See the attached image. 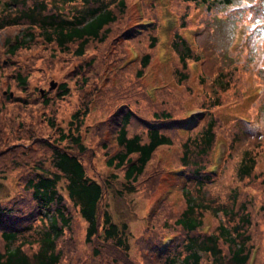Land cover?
I'll use <instances>...</instances> for the list:
<instances>
[{
  "label": "trees",
  "instance_id": "16d2710c",
  "mask_svg": "<svg viewBox=\"0 0 264 264\" xmlns=\"http://www.w3.org/2000/svg\"><path fill=\"white\" fill-rule=\"evenodd\" d=\"M194 1L210 8L232 0ZM240 1L243 3L245 0ZM129 2L134 0H79V5L75 4L69 13L52 9L47 0L37 1L36 4L33 0H7L3 6L0 30L25 22L26 34L23 29L21 35L10 40L5 37L0 45V149H4L7 142L12 144L18 135L29 138V134L35 132V127L17 129L21 122L27 125L25 119H30L28 114L37 115V121L43 119V122L40 121L42 129L50 130L54 127L56 132L53 142H50V159L55 168L48 171L45 169L36 178L26 181L41 205L47 206L45 211L38 212L36 207H32L27 215H16L17 212L10 207V201L5 204L0 201V225L6 227L1 228L5 242L0 246V264H60L63 261V244L59 245L58 237L66 228L71 238L67 245L69 255H65L64 264H78L80 258L73 238L72 208H77L86 221L85 239L88 242L95 241L106 253H126L129 249L128 239L118 236L117 229L122 227L113 221L104 200L105 180L115 179L117 174L114 172L112 176L107 175V178L97 174L94 152L85 141L87 129L100 131L89 138L104 135L101 131H104L106 124L110 127L114 115L116 120L112 124V136L117 143V151L108 157L107 163L123 172L120 191L134 190L136 187L146 191L152 182L160 179L163 172L181 177L182 183L177 188L181 187L180 203L184 208L172 218L173 226L178 227L179 231L172 232L170 243L179 244L186 252L181 256V249L172 253V248L163 242L158 246V253L165 256L166 264H199L203 253L210 255L216 264H249L252 248L260 246V243L263 247L264 205L259 202L263 186L249 179L257 170L264 177V155L260 156V151L251 153L254 146L261 147V142L252 143L251 148L243 150L238 159L235 170L237 179L230 193L232 202L227 208L224 203H213L210 199L206 201L205 190H201L205 183L213 179L210 165L213 162L216 131L215 116L210 109L206 111L209 113L208 118L200 128L197 126L204 115L197 119L187 116L182 96H178L181 114L166 105L153 106L150 113H145L137 103L138 113L130 107L122 110L119 102L121 88L137 92L136 86L140 84L141 75L151 63L154 48L159 42V34L152 33V29L138 32L136 27L141 23L135 22L123 29ZM11 3L16 6L9 5ZM155 7L156 3L154 6L153 3L149 4L150 11L153 8L154 13ZM257 9L264 14V0L257 2ZM182 12L178 29L169 42V49L173 47L177 52H172V55L177 59L175 65L180 76L189 77L184 70L187 61L200 58L198 50L201 46L198 49L194 36L189 38L185 35L188 23L189 26L195 23L186 10ZM34 29L41 37H36ZM132 29L140 34L131 41L130 38L135 36ZM198 29L188 31L194 35ZM26 35L30 37L27 39ZM263 37L264 22L255 26L245 25L239 44L241 47L245 43L250 44V53L254 54L255 49L262 44L260 40ZM216 41L211 31L205 37L204 48L212 53ZM233 42L238 43L237 37ZM133 44L139 56L133 63L119 68L125 58L132 54ZM40 47H47L48 51L43 52ZM104 53L110 56L106 63L109 75L103 73ZM38 58H43L46 65L43 73L39 71L40 66H35ZM211 61L210 65L219 70L215 79H220L222 90H226L228 80L220 71L222 67L214 59L211 58ZM74 62H77L76 65ZM56 66L68 67L57 86L54 89L42 88L43 91L41 88L34 89L33 83ZM141 87L145 97L151 98L154 105L163 101L164 98L154 99L147 88ZM190 90L197 94L200 88L195 85ZM30 94H34L35 107L27 108L30 106ZM133 96L134 93H126V98L132 102ZM116 98L117 108L107 119L103 111L99 112V116L105 119L104 127L96 124L94 114L107 103L113 106ZM213 99L215 101L211 100L210 106L221 103L219 97ZM70 101L74 102V109L65 121L61 117L60 108ZM134 121L137 123L136 128H141L138 129L140 132L129 131ZM86 160L89 162L86 163ZM62 179L66 181V192L73 202L69 206L63 197L64 192L58 188ZM191 183L194 195L192 187L189 188ZM34 199L38 201L36 197ZM215 211H223L228 218L235 215L233 221L236 223L228 225L222 220L217 223ZM44 218H48V227L36 226ZM207 219L214 222L213 225L209 221L214 227L213 231L199 232L203 222H208ZM101 225L103 230L100 231ZM35 229L38 235L34 239L38 242L35 252L28 253L21 243L15 245L19 235ZM99 233L103 244L96 237ZM261 252L262 248L259 257ZM3 258L5 261H2ZM126 258L129 259L128 256ZM80 260L81 264H92L93 261L88 257ZM260 264H264V259Z\"/></svg>",
  "mask_w": 264,
  "mask_h": 264
},
{
  "label": "rangeland",
  "instance_id": "374dc122",
  "mask_svg": "<svg viewBox=\"0 0 264 264\" xmlns=\"http://www.w3.org/2000/svg\"><path fill=\"white\" fill-rule=\"evenodd\" d=\"M6 1L7 0H0V13L3 11V6ZM37 1L40 0H33V3L36 4ZM149 1L150 0H134V2H130L131 15L135 16L138 11V15L134 17V19L130 22V25L138 21L155 19L154 15L147 17V11H145L144 13H142L141 11V7L147 5ZM236 1L238 0H232L231 2L235 3ZM152 2H155L157 5L155 11L157 23H155V27L157 24L159 42L154 48L152 68L149 74L143 80L141 78L139 81L140 84L136 86L137 93L133 96V102L137 103L140 110L145 113H150V111L153 109V106L163 105L171 107L175 112L179 114L182 113L178 100V93L174 89H169L168 91H166L164 93L163 101L158 105H154V101L151 98L147 96L145 97L144 91L141 86H146L150 78L158 81L160 79H165L166 81L174 83L181 75L180 71L176 68L175 65L177 63V59L172 55V52H177L173 47L169 49V42L173 38V32L170 30L167 24H161L162 16L160 14V7H162L163 9L167 7L164 19L166 20V16H168V20L170 21L172 20V10L176 9L177 11H182L185 8L186 13H189L195 21V24H191L190 26L188 23V30H194L199 27L198 30L194 31V35L192 32V36H194L198 49H200V46L201 49L198 50L200 59L196 61H189V65L184 69L185 72H187V76H189L190 80L198 84L200 88V91L195 95L197 97V101L195 102L192 101V97L194 94H188L186 90H184V113H198L201 111L200 105L203 104L207 105L210 111L215 116V128L220 132L216 136L214 149H217L219 154L225 151V154L217 175L213 177V179H211L209 182L205 183L204 189L201 190H205L206 201L210 199L213 200V203H224L226 204L224 206L228 208V206L232 202L230 193L232 192V190H234V184L236 183L237 179L235 171L236 164L238 159L241 157L243 150L250 149L251 144L254 142H261V147L254 146L251 149V153H254V151H260V156L264 155V109H262V107L264 108V105L261 103L262 101H264V88L261 87L260 89H257L251 87L245 81V79L247 77H250L252 73V67L256 61V57L253 53H250V44L248 45L245 43L243 47H241L239 44L241 42L240 33H242V29H240L238 25H235V23L242 20L243 15L237 17L235 15L236 11H232L231 8L230 11L233 14L230 13L231 15L229 16H223L225 10L229 7L226 5L227 3L221 6L214 5L213 7L211 6L210 8H208L203 3L194 2L193 0H152ZM47 3L48 6L52 7V9H61L63 12L69 13L74 8L75 4L79 5V0H47ZM9 5L13 7L16 6L14 5V3H11ZM255 7H257V5ZM253 13L254 19L258 20L259 22L262 20V18H264V14L260 13L258 9H255ZM22 23L25 26V22ZM137 28H142L143 32L146 30V27ZM223 30H225V32H223ZM17 31L18 27L16 25L7 27L2 30L0 32V45L4 41L5 37L7 38L8 36L15 34ZM133 31L135 33V37L140 34L137 33L134 29ZM211 31L212 38L214 39V41H217L215 42L212 53H209L204 48V40ZM151 32L154 33V29L151 30ZM236 37L238 43L233 42L234 38ZM230 42H232L233 44H238V49L234 52V54L228 51ZM71 45L73 47L75 43ZM40 48L43 52L48 51L47 47ZM132 49L133 50L131 55L136 56L137 50L134 44L132 46ZM169 55L170 58L167 61ZM202 57L204 59H202ZM211 58L214 59L216 64L220 65V67H222L223 69L220 71H222V75L225 76V78L228 80V88L226 90H222L223 85L221 80L215 79L219 70L217 71L216 68L212 67L213 65H210V63L212 64ZM42 60L43 58H38L35 61V66H40L39 71L43 73V68L46 65ZM194 63L195 68L192 69L191 64L194 65ZM64 71L65 69L61 66H56L53 70L50 69L44 74L43 77L37 79L33 83V88L37 90H39V88L48 89L50 79L53 78L57 82L61 81V79L64 78ZM258 72L260 78L262 79L261 83H264V70L262 71L261 68ZM50 74L52 75V77H50ZM124 82H127V80H125ZM253 89H255V92L252 91ZM109 90L110 89H108V91ZM124 95H126V92H124ZM214 97H219L221 102L228 101V103L210 106L211 100L215 101L213 99ZM29 98L30 106H26L27 108L35 105L34 94H30ZM38 98L39 97H37L36 99ZM117 99L118 98H116V102ZM234 101H238L237 107L231 105V103ZM69 103L66 102L65 105L60 108L61 117L65 121L68 119L70 111L74 109L72 107L74 105V102L70 101ZM116 107V103L113 106L109 105L108 103L106 104V106L104 105L102 109L98 110L94 114V122L104 127L105 119L102 118V116H99V112L103 111L107 119L108 115L112 113L113 110L116 109ZM260 109H262L261 112L259 111ZM242 112H246L248 115H242ZM203 113L204 118L197 126L199 128L208 118L209 113H207L206 111L202 112V114ZM28 117L33 118V125H41L39 122H35L37 115L32 116L31 114H28ZM25 120L27 121V125H31L30 120ZM114 120L115 116L112 117L111 123L114 122ZM40 121L43 122V120ZM136 125L137 123L135 121L132 122L129 126V131H139L141 128H136ZM37 132H39V130ZM96 132L100 131H97V129H87V138H85V141L87 143L90 142L93 148L95 150H98L101 145L102 139L107 137L109 133L112 134V128L108 127V124H106L104 131H101V133H104V135H97L98 137L89 138L93 137ZM16 137H20V139L15 140V144H11L9 145V147H6V149L8 150L7 152H5L3 149H0V201L2 204L10 201V199L14 195L15 190L17 191L15 178L23 181V178L21 176L23 170H26L28 168L32 170L36 168L35 165H42L45 169H47L50 163L48 161L39 162L42 157L49 156V150H45L47 148L46 140H41V138L37 137L33 138L34 142H32L31 139L23 137L21 135H18ZM144 137L146 138L145 133ZM227 137L232 142V145L229 147H226V144L224 142ZM35 143L41 144L42 147L38 148ZM104 146L105 144L101 146V148L99 149V154L96 155L94 160V163L96 165V172L98 175H102L103 178L110 172L111 169V167H107L105 165V155L104 157L102 155V153H104ZM24 158L26 162L24 161ZM218 159H220V156H218ZM88 162L89 161L86 160V163ZM261 173V171L257 170V172H253L250 175L249 179L263 186L259 197V202L264 205V177ZM122 175L123 172L119 171L117 178H115L113 182L109 184V187L106 189L107 192L104 200L106 201L107 207L111 212L113 221H115L120 227H122L117 229L118 236L120 235L122 239H128L127 241L129 244V249L125 251L126 253H118L117 256L109 253V257L122 262L120 264H124L123 262H126L123 261L127 259L126 256L129 257V261L131 264H136V261H138L140 264H158L148 253V246L150 241H152V238L150 237L157 232L151 226V221L148 217V213L155 204L156 200L163 194V191L167 188H170V192L167 198L168 202L172 204L171 206H173V208L177 207V204L180 200L179 190L177 187L182 183L181 177L175 173H168L166 177L163 176L162 179L160 178L155 182H152L149 185V188L146 189V191L141 190L140 187H136L134 190L122 189L120 191L119 187L123 185L121 183ZM65 182V180L61 181L62 191L67 193L66 186H64ZM18 184L19 181L17 185ZM191 187V192L194 195L195 190L192 183L189 185V188ZM215 212L213 213H215L216 215L215 217L217 219V223L221 220L228 225L236 223V221H233V218L236 217L235 215H230L232 218H228L223 214V211ZM168 214H170L169 211L168 213H165L167 217ZM172 217L173 216H171V218ZM162 219L163 217L161 214V220ZM75 222L76 224L74 227V235L75 242L78 247L79 258L81 259L83 257H88L93 259L92 264H104V260H100L92 256L91 246L96 243L95 241L88 242L85 239L86 221L83 220L82 217L81 219L79 217H76ZM123 224H125V227H123ZM36 226L41 228L48 227V218H44L38 221ZM174 227L176 226H172L171 228ZM35 231L36 229L19 235L15 240V245L17 243H21L23 249L28 253L31 254L35 252L38 249V242L34 240L38 236ZM262 233L264 234V229H262ZM69 238L71 237L70 232L67 230V228L58 237L59 245L63 244V261L60 264H64L65 255H69L67 246L69 244L68 242H70L68 241ZM181 248L182 246H178L176 249H174V251L178 252V250ZM261 248V255L259 257L258 253V256L254 260V264H260L261 260L264 259V242L263 247L261 245ZM174 251H172V253ZM180 252L181 256L186 252V249H181ZM80 259L77 261L78 264H81ZM2 261H5V259L3 258ZM199 264L216 263H214L210 255L203 253Z\"/></svg>",
  "mask_w": 264,
  "mask_h": 264
},
{
  "label": "water",
  "instance_id": "95a60500",
  "mask_svg": "<svg viewBox=\"0 0 264 264\" xmlns=\"http://www.w3.org/2000/svg\"><path fill=\"white\" fill-rule=\"evenodd\" d=\"M55 85V82H52V86H54Z\"/></svg>",
  "mask_w": 264,
  "mask_h": 264
}]
</instances>
